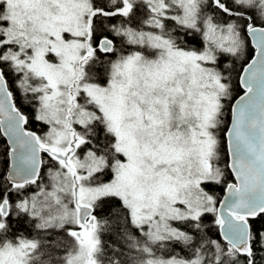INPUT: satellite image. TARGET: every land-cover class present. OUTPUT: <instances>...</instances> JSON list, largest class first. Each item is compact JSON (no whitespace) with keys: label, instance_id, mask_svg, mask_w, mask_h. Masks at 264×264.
<instances>
[{"label":"snow or ice","instance_id":"obj_1","mask_svg":"<svg viewBox=\"0 0 264 264\" xmlns=\"http://www.w3.org/2000/svg\"><path fill=\"white\" fill-rule=\"evenodd\" d=\"M0 157V264H264V0H0Z\"/></svg>","mask_w":264,"mask_h":264},{"label":"trees","instance_id":"obj_2","mask_svg":"<svg viewBox=\"0 0 264 264\" xmlns=\"http://www.w3.org/2000/svg\"><path fill=\"white\" fill-rule=\"evenodd\" d=\"M253 54H254V49L253 47L251 46L250 44V41H249V38L247 39V42H246V53H245V59L243 60L242 64L241 65H237V69L238 71L241 73L242 71V67L246 65V62H249L250 59L253 57ZM237 91L238 93L241 95L243 93L242 89L241 88H237ZM2 139L5 141V139L2 137ZM229 182H233V177L231 175H229ZM224 194V191L223 190H217L216 192V195L221 199L222 196ZM210 219V218H209ZM211 226V225H210ZM213 227V233H215V228L214 226H211Z\"/></svg>","mask_w":264,"mask_h":264},{"label":"water","instance_id":"obj_3","mask_svg":"<svg viewBox=\"0 0 264 264\" xmlns=\"http://www.w3.org/2000/svg\"><path fill=\"white\" fill-rule=\"evenodd\" d=\"M249 38V41H250V44H251V46L253 47V49H254V54H253V57H254V55H255V48H254V46H253V44H252V38L251 37H248ZM252 57V58H253ZM251 60V59H250ZM250 62V61H249ZM246 66V65H245ZM241 74H242V71H241ZM242 89V88H241ZM242 91H243V89H242ZM243 94V93H242ZM241 94V95H242ZM238 98V97H237ZM4 139H5V141H6V137H3ZM224 195H226V193L224 192V194H223V196H222V198H221V200L223 199V197H224Z\"/></svg>","mask_w":264,"mask_h":264},{"label":"rangeland","instance_id":"obj_4","mask_svg":"<svg viewBox=\"0 0 264 264\" xmlns=\"http://www.w3.org/2000/svg\"><path fill=\"white\" fill-rule=\"evenodd\" d=\"M244 59H245V56L241 57V59L237 61V65L238 66L241 65ZM0 159H2V157H0Z\"/></svg>","mask_w":264,"mask_h":264}]
</instances>
